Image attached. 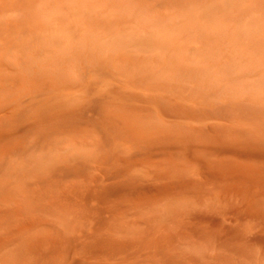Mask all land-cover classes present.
Masks as SVG:
<instances>
[{
    "label": "rangeland",
    "instance_id": "374dc122",
    "mask_svg": "<svg viewBox=\"0 0 264 264\" xmlns=\"http://www.w3.org/2000/svg\"><path fill=\"white\" fill-rule=\"evenodd\" d=\"M0 264H264V0H0Z\"/></svg>",
    "mask_w": 264,
    "mask_h": 264
}]
</instances>
